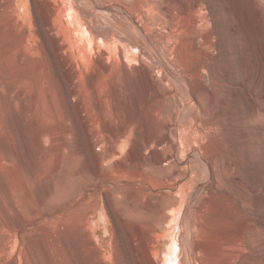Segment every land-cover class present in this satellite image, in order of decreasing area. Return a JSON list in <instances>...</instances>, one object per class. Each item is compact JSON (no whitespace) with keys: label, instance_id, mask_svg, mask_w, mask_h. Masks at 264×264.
<instances>
[{"label":"rangeland","instance_id":"1","mask_svg":"<svg viewBox=\"0 0 264 264\" xmlns=\"http://www.w3.org/2000/svg\"><path fill=\"white\" fill-rule=\"evenodd\" d=\"M147 1L0 0V264H175L173 247L186 206L167 224L166 230L177 236L168 232L159 237V226H154L159 223L160 203L172 199L164 181L167 169L155 161L168 147L159 148L151 140L159 134H129L128 141L114 144L115 134H105L102 128H118L126 112L116 111L113 102L106 121L89 134L101 140L92 146L83 132L85 115L79 111L84 101L90 113L85 119L98 117L89 81L102 50L114 41L138 39L146 48L145 60L159 74L158 58L128 22L135 19L146 26L147 18L159 17L158 10L147 9L144 16ZM49 9L56 10L54 24L60 30L49 33L46 42L38 21ZM190 13L195 20L192 38L204 45L209 61L212 94L203 100L208 119L216 118L219 101L227 98L216 137L224 157L235 155L241 185L233 186L226 171L219 173V183L251 204L231 225L224 224V230L237 229L243 219L264 225V0H202ZM207 35L212 48L205 42ZM150 36L159 53V32L153 30ZM66 58L74 61L73 79L64 67ZM196 62L197 58L189 66ZM156 103L153 98L149 105ZM152 124L159 129L163 120L158 117ZM113 147L117 154L97 171L96 153ZM206 150L209 153L211 146ZM194 162L190 165L198 164ZM197 167L199 174L205 172L202 164ZM211 185L208 180L197 193L195 208ZM198 189L196 183L185 191L186 202ZM226 192H220L224 202L230 196ZM188 217L198 222L195 212ZM198 233L192 243L203 240ZM260 234L264 243V233ZM262 248L257 246L248 256L254 264H264Z\"/></svg>","mask_w":264,"mask_h":264},{"label":"bare ground","instance_id":"2","mask_svg":"<svg viewBox=\"0 0 264 264\" xmlns=\"http://www.w3.org/2000/svg\"><path fill=\"white\" fill-rule=\"evenodd\" d=\"M201 2L202 0H193L191 3L185 0H149L142 6L144 16L147 15L145 11L147 9L148 11L158 10L159 17L156 19L146 17L148 20L146 26L135 22V19L128 21L132 32L137 33L138 38L143 39L148 49H151L158 58L159 74L156 73L155 66L145 60L146 48L143 49L140 43L138 44V39L129 38L126 42L124 40L112 42L107 49L102 50L96 64L94 63L89 81L99 111L98 117L85 119L90 117V113L86 110V103L81 101L79 107V111L85 115L82 123L83 132L87 134L88 139L90 138L92 146L99 144L100 138L89 134H94L99 122L106 121L110 102H113L116 111L118 109L126 112V121L121 126L116 129H110L107 126L102 128L105 134H115L114 144L121 140L128 141L129 134H159L150 137L151 140L159 145V148L168 147V151L161 152L159 156H156L155 161L159 167H163V170L167 169L164 181L169 184V189L172 191V199L159 205V223L154 225L159 226V237L167 236L169 232L166 230L167 224L178 209L182 211L186 206V212H184L186 214L181 220V229L178 231L179 241L173 247L175 264H254V260L248 256L257 246L264 248V243L259 238V234L264 233V225L253 219H243L237 229L226 231L223 226L233 223L232 220L251 204L246 199L233 195V190L221 187L219 183V173L226 171L232 175L233 186L241 185L240 176L235 173V155L228 159L224 157L220 141L216 137V132L218 133L223 122L224 109L227 108V98L219 101L220 112L214 120L207 118V111L203 104L204 98L212 94L211 85L208 84L209 61L205 60V53L201 49L203 44L200 41L198 44L192 38L195 20L190 17L191 9H197ZM95 4L96 7H101ZM56 15V10L49 9L43 21H38L39 34L46 42H48L49 33L53 34L60 30L54 24ZM153 30L159 32V53L155 51L150 36ZM205 37V42L210 44L211 48L214 47L208 35ZM62 46L65 45L61 44L60 48ZM160 48L164 51L163 54ZM133 49H136V52H133ZM195 58H197L196 64L190 67L189 64ZM64 67L70 70L71 79H73L76 71L74 61L66 58ZM175 84L179 86L175 87ZM73 92V89L69 90L70 95ZM153 98L157 105L151 107L149 104ZM158 117L163 120L159 129L152 124ZM208 146H211L209 153L206 150ZM116 154L115 147L107 153H96L94 165L97 171ZM190 161L198 164L190 165ZM184 163L185 167L182 166ZM201 164L205 172L200 171L199 174L196 169ZM96 176L97 180L101 178L97 172ZM208 180L212 183V190L195 208L192 201L197 193L206 188ZM196 183L199 184L198 191L189 196L191 202H186L187 200L183 197L185 191ZM221 190H226L230 194L228 202L223 201L220 195ZM248 190L256 193L255 188ZM193 212L198 218L197 223L189 221L188 216ZM95 214H97L96 211ZM154 226H150L151 232L155 230ZM137 228L139 226H134V229ZM198 232L203 235V240L192 243L194 233L199 234ZM170 234L173 237L177 236L174 232ZM168 242L171 244L172 240ZM146 243L149 246L151 241Z\"/></svg>","mask_w":264,"mask_h":264}]
</instances>
